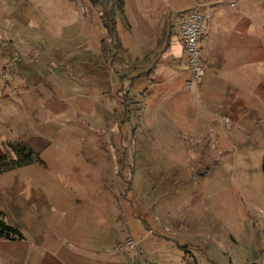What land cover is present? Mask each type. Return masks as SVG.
Instances as JSON below:
<instances>
[{
    "label": "crops",
    "instance_id": "0c3cea01",
    "mask_svg": "<svg viewBox=\"0 0 264 264\" xmlns=\"http://www.w3.org/2000/svg\"><path fill=\"white\" fill-rule=\"evenodd\" d=\"M54 1L21 0V63L0 54V155L24 141L43 160L0 174L24 236L0 238V264H264V0H122L108 55L101 5ZM193 11L209 18L188 89Z\"/></svg>",
    "mask_w": 264,
    "mask_h": 264
},
{
    "label": "trees",
    "instance_id": "16d2710c",
    "mask_svg": "<svg viewBox=\"0 0 264 264\" xmlns=\"http://www.w3.org/2000/svg\"><path fill=\"white\" fill-rule=\"evenodd\" d=\"M91 2L102 6L99 18L106 29V36L101 42V50L108 55L110 46L115 47L116 50L121 47L116 32V15L122 7V0H91ZM124 94L122 96L125 98ZM32 163H43L37 152L24 141L9 142L6 144V152L0 155V174ZM261 169L264 176V153ZM23 237V234L18 229L9 226L4 221L0 210V238L21 240ZM180 247L186 249L185 246L180 245ZM183 263L198 264L194 256L187 250L184 253Z\"/></svg>",
    "mask_w": 264,
    "mask_h": 264
},
{
    "label": "rangeland",
    "instance_id": "374dc122",
    "mask_svg": "<svg viewBox=\"0 0 264 264\" xmlns=\"http://www.w3.org/2000/svg\"><path fill=\"white\" fill-rule=\"evenodd\" d=\"M39 1L44 3L47 2L48 0H39ZM76 1H78L77 3L79 5V11L81 13L87 10L88 7L84 0H76ZM54 2L60 6L62 5V3L66 2V0H55ZM20 40H21V0H0V54L4 53L8 55L9 59L12 60L17 59V62L21 63V58H18V55H20L21 57ZM0 72H2V70H0ZM183 141L185 143L184 142L182 143H184L186 147L191 145L192 143V140H189L187 138L184 139ZM111 143L113 145V140L111 141ZM138 143L139 141L138 139H136L135 136L132 139V137L124 134L122 138V145H123L122 149L124 148L126 149V163L130 162L129 161L130 149L133 150V146L138 145ZM113 146L115 147V145ZM192 160L193 159H191V161ZM259 176L260 177L258 178V181H256L254 184V195H255L254 197L257 199L259 197L264 198V176L262 173V169L261 171H259ZM262 209L264 213V203H262ZM263 218L264 215H262L260 218V225L256 223V226L264 230V223L262 224V220H261ZM262 244L263 245L261 246L260 249L264 254V241H262ZM250 264H254V263H250Z\"/></svg>",
    "mask_w": 264,
    "mask_h": 264
},
{
    "label": "built area",
    "instance_id": "2783aa9c",
    "mask_svg": "<svg viewBox=\"0 0 264 264\" xmlns=\"http://www.w3.org/2000/svg\"><path fill=\"white\" fill-rule=\"evenodd\" d=\"M208 18V13L200 14L193 11L185 14L181 19V36L191 72V78L185 83L188 89H192L195 84H200L202 81L204 66L201 62V40ZM2 76L6 78L7 73H3ZM228 126L226 122V127ZM139 253L140 250H135V254Z\"/></svg>",
    "mask_w": 264,
    "mask_h": 264
}]
</instances>
